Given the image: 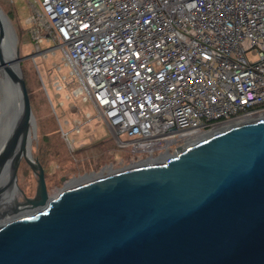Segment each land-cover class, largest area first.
Wrapping results in <instances>:
<instances>
[{"label":"water","instance_id":"95a60500","mask_svg":"<svg viewBox=\"0 0 264 264\" xmlns=\"http://www.w3.org/2000/svg\"><path fill=\"white\" fill-rule=\"evenodd\" d=\"M0 40L22 98L0 166L12 161L9 185L22 157L38 176L34 198L4 205L0 197V264H264V117L205 134L161 162L85 175L53 198L28 151L34 114L24 57L1 8Z\"/></svg>","mask_w":264,"mask_h":264},{"label":"built area","instance_id":"2783aa9c","mask_svg":"<svg viewBox=\"0 0 264 264\" xmlns=\"http://www.w3.org/2000/svg\"><path fill=\"white\" fill-rule=\"evenodd\" d=\"M31 6L26 22L34 54L61 48L74 77L62 79H78L73 94L92 102L122 147L160 158L196 136L264 117V0H33ZM45 41L54 45L42 49Z\"/></svg>","mask_w":264,"mask_h":264},{"label":"rangeland","instance_id":"374dc122","mask_svg":"<svg viewBox=\"0 0 264 264\" xmlns=\"http://www.w3.org/2000/svg\"><path fill=\"white\" fill-rule=\"evenodd\" d=\"M32 3L33 0H0V8L15 29L19 55L24 57L20 69L29 87L34 114L30 152L45 169L49 195H57L71 186L73 179L79 180L85 175L94 177L149 162V154L135 153L131 146H120L115 131L97 117L92 102L73 94V88L79 82L76 78L74 83L66 84L62 79L64 75L68 81L74 77L71 67L63 61L61 48L48 56L34 54L37 48L29 32L30 24L26 22L27 17L33 15ZM52 45L53 42L47 41L40 44L42 49ZM31 54L34 55L29 56ZM248 56L256 58L251 53ZM3 98L0 89V101ZM88 112L92 119L87 117ZM119 137L129 139L125 133ZM37 180L38 176L22 157L17 178L18 201L36 196Z\"/></svg>","mask_w":264,"mask_h":264},{"label":"bare ground","instance_id":"6f19581e","mask_svg":"<svg viewBox=\"0 0 264 264\" xmlns=\"http://www.w3.org/2000/svg\"><path fill=\"white\" fill-rule=\"evenodd\" d=\"M4 44H5V42H4ZM2 48H3V43L0 40V51ZM5 58L10 59V66H13V68H14L15 55H11L9 53L6 55ZM14 69L11 72L13 74L17 75V73H18L17 69L16 70H14ZM0 78H1L0 79V83H1L0 89L4 93V98L2 101H0V146H2V144L5 142L6 138L11 133L13 127L15 126L16 122L18 121V119L21 115L22 98H21V93H20L19 87L11 82V79L9 78L8 74L5 71V65L1 63V60H0ZM203 136L204 135H199V136H196L194 138H191L192 140L189 141L188 143L194 142ZM32 137L33 136L31 134L29 141H28V148H29L28 151L30 150V143H32L31 142ZM16 152H17V154L23 153L21 144H18V146L16 148ZM175 154L176 153L168 154V155L160 157V158H151L149 162L134 165L132 167L145 165V164H152V163H156V162H161V161L165 160L166 158L173 156ZM155 159H157V160H155ZM147 160H149V159H147ZM151 160H153V161H151ZM11 167H12V161H8L5 164L0 166V197H1V202L4 205L5 204L11 205L14 201L18 200V187H17V185L15 183H12L11 185H9V176H10ZM84 180H86V178L83 177V178H80L79 180L72 181L71 185L76 184L78 182H82ZM57 195H55V196H57ZM55 196H53V198ZM8 198H10V199L8 200ZM32 211H34V209L29 208V209L21 211L17 215H19V216L25 215V214H28Z\"/></svg>","mask_w":264,"mask_h":264},{"label":"trees","instance_id":"16d2710c","mask_svg":"<svg viewBox=\"0 0 264 264\" xmlns=\"http://www.w3.org/2000/svg\"><path fill=\"white\" fill-rule=\"evenodd\" d=\"M26 84H27V82H26ZM27 88H28V92H29V87H28V84H27ZM29 95H30V92H29ZM30 98H31V96H30Z\"/></svg>","mask_w":264,"mask_h":264}]
</instances>
